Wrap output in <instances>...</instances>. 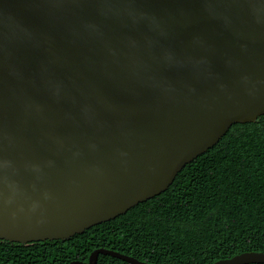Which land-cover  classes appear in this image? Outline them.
I'll list each match as a JSON object with an SVG mask.
<instances>
[{"label": "water", "instance_id": "obj_1", "mask_svg": "<svg viewBox=\"0 0 264 264\" xmlns=\"http://www.w3.org/2000/svg\"><path fill=\"white\" fill-rule=\"evenodd\" d=\"M263 114L264 0H0V239L115 218ZM100 253L153 264H69Z\"/></svg>", "mask_w": 264, "mask_h": 264}, {"label": "trees", "instance_id": "obj_2", "mask_svg": "<svg viewBox=\"0 0 264 264\" xmlns=\"http://www.w3.org/2000/svg\"><path fill=\"white\" fill-rule=\"evenodd\" d=\"M100 247L153 264H211L264 251V114L232 124L166 190L115 218L63 239H0V264H69ZM96 264L130 263L100 253Z\"/></svg>", "mask_w": 264, "mask_h": 264}]
</instances>
